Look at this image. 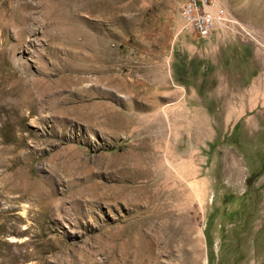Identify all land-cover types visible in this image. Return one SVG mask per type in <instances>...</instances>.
<instances>
[{
	"label": "rangeland",
	"instance_id": "374dc122",
	"mask_svg": "<svg viewBox=\"0 0 264 264\" xmlns=\"http://www.w3.org/2000/svg\"><path fill=\"white\" fill-rule=\"evenodd\" d=\"M183 1L0 0V264H264V0Z\"/></svg>",
	"mask_w": 264,
	"mask_h": 264
},
{
	"label": "built area",
	"instance_id": "2783aa9c",
	"mask_svg": "<svg viewBox=\"0 0 264 264\" xmlns=\"http://www.w3.org/2000/svg\"><path fill=\"white\" fill-rule=\"evenodd\" d=\"M184 30H189L198 39H207L220 27L233 25L216 0H184L180 9Z\"/></svg>",
	"mask_w": 264,
	"mask_h": 264
},
{
	"label": "bare ground",
	"instance_id": "6f19581e",
	"mask_svg": "<svg viewBox=\"0 0 264 264\" xmlns=\"http://www.w3.org/2000/svg\"><path fill=\"white\" fill-rule=\"evenodd\" d=\"M165 243L166 244H168V246H170L172 243H173V240H171V237H169V238H167L166 240H165ZM177 251V250H176ZM175 251V252H176ZM179 251V250H178ZM182 253L183 254H185V256L184 257H186V252H184V250H182ZM173 258H174V255L172 256ZM187 260V259H186Z\"/></svg>",
	"mask_w": 264,
	"mask_h": 264
}]
</instances>
